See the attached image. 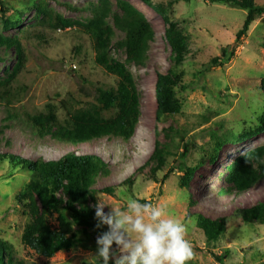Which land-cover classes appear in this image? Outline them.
Wrapping results in <instances>:
<instances>
[{"label":"rangeland","instance_id":"1","mask_svg":"<svg viewBox=\"0 0 264 264\" xmlns=\"http://www.w3.org/2000/svg\"><path fill=\"white\" fill-rule=\"evenodd\" d=\"M100 1L0 0V38L20 39L28 58L26 70L13 87L20 100L15 104L18 114L45 112L52 106L65 120L68 111L89 108L95 103V87L116 86L117 79L96 64L92 43L81 31L53 33L33 26L34 7L42 2L65 18L85 22L93 16L92 10ZM126 1L145 14L155 31L146 64L128 65L141 97L142 117L134 137L126 142L104 138L92 145L73 148L50 138H33L24 131L19 119L9 122L6 110L2 109L0 154L47 161L74 151L99 155L108 163L110 174L97 181L95 205L101 196L102 202L118 208L125 207L124 197L164 207L186 224L193 249L188 264H220L216 256H224V264H264V224L246 223L240 213L264 201V181L249 193L226 196L220 193L229 187L225 182L229 165L239 155L264 147V134L245 143L238 141L243 133L259 127V118L264 113L260 88L264 79V16L235 45L246 11L205 0H152L168 6V15L187 38L188 54L184 63L175 67L163 18L140 0ZM256 3L264 6V0ZM5 19L20 24L24 33L18 29L7 31ZM110 23L114 25L112 20ZM115 33L112 54L126 63L125 51L117 46L124 35L117 29ZM36 34H43L44 39H38ZM233 46L235 54L229 63L210 67L224 48ZM15 58V48L0 45V80L7 78L6 72L15 65ZM171 68L182 79L176 89L182 111L157 122L156 76L167 74ZM156 143L166 146L169 156L164 170L153 176L151 167L139 169L149 160ZM195 166L197 172L190 190H183L180 179L187 167ZM30 179V172L21 166L9 160L0 163V244H8L15 259L23 264H101L96 256L97 243L87 244L80 234L71 250L61 251L53 258L23 246L21 238L29 218L25 209L18 206L16 197L24 193ZM128 179L133 184H126ZM107 188L113 194L101 192ZM190 197L194 205H190ZM108 210L106 207L105 211ZM61 214L68 216L64 211L51 216L54 228L59 227ZM199 214L226 221V232L218 241H208L197 227L195 218ZM104 227L107 231V226Z\"/></svg>","mask_w":264,"mask_h":264},{"label":"trees","instance_id":"2","mask_svg":"<svg viewBox=\"0 0 264 264\" xmlns=\"http://www.w3.org/2000/svg\"><path fill=\"white\" fill-rule=\"evenodd\" d=\"M155 13L160 15L165 24V38L171 47L174 66L184 63L188 54V41L180 27L168 15L169 8L152 0H140ZM211 4L239 8L247 12L243 28L236 36L235 45L250 31L254 22L264 16V6L257 5L256 0H205ZM35 23L33 26L48 32H65L79 30L91 41L96 54V64L107 74L117 79L111 88L95 87V103L89 108L68 111L67 119L62 120L54 107L35 114H18L16 103L19 97L13 87L20 75L26 70L28 58L23 44L18 38H0V45L7 49H16L15 65L6 72L7 78L0 80V111L6 110L9 122L19 119L24 131L33 138H50L55 143L78 147L92 145L95 141L108 138L130 141L139 126L142 111L141 97L134 76L128 65L144 66L148 61L151 43L155 40V31L139 9L126 0H101L92 10L93 16L87 21L65 18L46 2L34 7ZM113 21L112 25L110 21ZM5 29L23 28L18 23L4 20ZM32 26V27H33ZM115 29L124 35L118 42V48L126 53V63L115 59L112 54ZM22 33V34H23ZM44 39L43 34H36ZM235 54V47H226L220 57L212 60L210 67H223ZM181 76L171 68L167 74L158 73L155 83L156 121L181 114L182 106L176 97V89L181 85ZM264 96V79L261 81ZM65 105V103H63ZM66 106V105H65ZM67 110V107H64ZM259 127L243 133L238 141L245 143L264 134V113L259 118ZM169 151L166 146L156 143L149 160L139 171L151 167L153 176L166 167ZM187 157V156H186ZM9 160L31 174L30 182L23 194L16 197L18 206L25 209L29 222L22 234L25 248L37 254L53 258L61 251L71 250L77 234L84 237L87 244L96 243L97 236L106 231L96 228L94 195L100 177L109 176L110 167L99 155L93 153L69 152L55 161L42 158L31 160L19 155L0 154V163ZM197 172V167H187L180 179V187L190 190ZM264 181V147H258L248 153L239 155L228 167L225 182L227 189H221L223 196L234 193H249ZM126 184H133L128 179ZM101 192L113 194L112 189ZM190 197V205H194ZM66 212L58 218L59 227L54 228L50 222L55 212ZM246 223L264 224V201L241 210ZM197 227L203 231L210 242L218 241L226 232L224 219H211L199 214L195 218ZM74 228L77 232H74ZM224 256L215 259L224 264ZM0 264H23L6 243L0 244Z\"/></svg>","mask_w":264,"mask_h":264},{"label":"clouds","instance_id":"3","mask_svg":"<svg viewBox=\"0 0 264 264\" xmlns=\"http://www.w3.org/2000/svg\"><path fill=\"white\" fill-rule=\"evenodd\" d=\"M124 200L125 207L118 208L98 196L94 205L96 228H108L96 240L101 264H188L193 249L185 222L160 205Z\"/></svg>","mask_w":264,"mask_h":264}]
</instances>
